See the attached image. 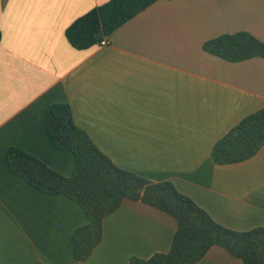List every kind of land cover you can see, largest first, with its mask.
Listing matches in <instances>:
<instances>
[{
    "label": "crops",
    "instance_id": "0c3cea01",
    "mask_svg": "<svg viewBox=\"0 0 264 264\" xmlns=\"http://www.w3.org/2000/svg\"><path fill=\"white\" fill-rule=\"evenodd\" d=\"M110 0H0V264H129L169 252L170 215L125 200L104 220L86 261L73 233L88 224L80 205L17 175L10 147L70 176L74 157L56 148L46 109L68 103L74 119L119 167L171 181L220 224L264 227V147L219 166L216 142L264 108V58L230 62L206 42L248 32L264 42V0H159L120 27L110 45L76 49L67 29ZM196 264H241L214 247Z\"/></svg>",
    "mask_w": 264,
    "mask_h": 264
},
{
    "label": "trees",
    "instance_id": "16d2710c",
    "mask_svg": "<svg viewBox=\"0 0 264 264\" xmlns=\"http://www.w3.org/2000/svg\"><path fill=\"white\" fill-rule=\"evenodd\" d=\"M159 0H110L77 19L66 31L69 42L86 50L110 38L120 27ZM2 31L0 29V42ZM204 49L230 62L264 58V42L251 33L225 34L206 42ZM44 126L53 145L73 154L70 176L60 174L41 159L17 148L7 150L11 172L35 189L77 202L88 224L73 233L74 254L86 261L102 242L104 220L125 200L141 201L173 217L177 230L167 253L149 259L131 258L129 264H196L214 247L224 249L241 264H264V227L238 231L217 222L171 181L153 182L119 167L76 123L68 103L50 105ZM264 147V108L244 118L215 143L216 165L238 164L254 158Z\"/></svg>",
    "mask_w": 264,
    "mask_h": 264
},
{
    "label": "built area",
    "instance_id": "2783aa9c",
    "mask_svg": "<svg viewBox=\"0 0 264 264\" xmlns=\"http://www.w3.org/2000/svg\"><path fill=\"white\" fill-rule=\"evenodd\" d=\"M108 45H110V38H106L100 43V46L102 47L108 46Z\"/></svg>",
    "mask_w": 264,
    "mask_h": 264
}]
</instances>
